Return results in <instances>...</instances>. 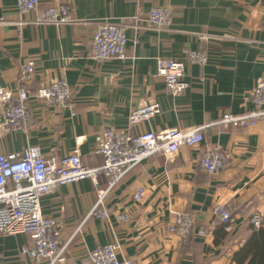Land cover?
Masks as SVG:
<instances>
[{"label": "crops", "instance_id": "0c3cea01", "mask_svg": "<svg viewBox=\"0 0 264 264\" xmlns=\"http://www.w3.org/2000/svg\"><path fill=\"white\" fill-rule=\"evenodd\" d=\"M39 1L38 11L67 5L76 23L21 25L35 14L20 13L17 0H0V155L35 148L45 159L59 162L78 150L85 165L99 168L103 158L96 153V136L104 127L131 134L173 128H203L204 133L201 145L182 147L171 159L156 155L111 189L102 173L98 187L85 180L43 197V215L60 228L62 255L56 264H88L90 252L109 243L117 246L120 260L133 258L135 264H239L235 255L255 230L250 218L255 213L264 218V123L234 128L220 120L252 108L250 95L264 72V0ZM154 7L170 11L169 29L149 25ZM103 21L125 29L126 58L92 59L93 34ZM187 50L210 60L205 67L187 65L190 87L172 97L165 92L158 64L181 58ZM30 62L35 72L22 82L20 72ZM53 81L71 86L68 106L35 97ZM20 87L32 95L27 104L32 125L26 133L10 132L1 115V98L11 95L14 100ZM150 104H158L160 114L130 125L132 112ZM216 148L228 151L231 159L222 172L209 175L200 162ZM140 187L146 193L137 203L134 194ZM100 191L107 192L108 220L90 216ZM218 205L232 211L231 233L214 213ZM178 212L195 219L185 241L169 231ZM119 214L129 221L120 222ZM33 246L27 235L0 234V264H49L29 258L25 250Z\"/></svg>", "mask_w": 264, "mask_h": 264}, {"label": "built area", "instance_id": "2783aa9c", "mask_svg": "<svg viewBox=\"0 0 264 264\" xmlns=\"http://www.w3.org/2000/svg\"><path fill=\"white\" fill-rule=\"evenodd\" d=\"M39 0H17V9L22 14L34 13L33 19L23 24L39 26H64L76 23L70 8L65 4L50 5L38 11ZM147 22L156 29H169L172 25L170 11L162 7L151 9ZM128 36L125 29L111 21L100 22L93 34L91 57L98 63L113 58H126ZM205 53L187 50L181 58L160 60L158 74L164 78L165 92L172 97L182 95L190 84L186 81L187 65L205 67L209 63ZM35 72L34 62L24 66L20 80H31ZM72 89L66 81H53L38 89L35 97L52 105L66 107L72 102ZM16 97L1 96V115L4 125L10 132H28L32 125V114L28 108L31 93L24 87L18 88ZM252 108L241 115L227 114L220 123L234 128H248L259 122L264 123V72L255 89L251 92ZM158 104L142 106L132 112L130 125L151 120L160 114ZM204 142L203 128L191 130L167 129L160 132L131 134L120 132L114 127H104L96 136V153L103 158L99 168L85 165L78 150L62 158L59 162L45 159L35 148H28L21 154L0 155V234L4 236L27 235L34 246L25 250L36 263L56 264L62 255L59 248L60 228L42 213L41 199L57 194L63 186L91 180L99 186L100 174L108 180L109 188L123 179L129 172L144 161L163 155L167 159L175 157L182 147H197ZM231 155L222 148L205 152L200 166L209 175L222 172L229 164ZM146 190L138 188L134 201L143 200ZM107 192L100 191L98 201L90 216L108 220L110 210L105 206ZM214 213L221 219L225 230L232 232V211L225 205H218ZM120 222H128L126 214L117 216ZM253 228L262 229L264 218L255 213L250 218ZM195 226L194 217L187 212L175 214L169 231L180 240H187ZM200 234H204L203 231ZM88 264H135L133 258L120 260L117 246L113 243L100 246L89 254Z\"/></svg>", "mask_w": 264, "mask_h": 264}, {"label": "trees", "instance_id": "16d2710c", "mask_svg": "<svg viewBox=\"0 0 264 264\" xmlns=\"http://www.w3.org/2000/svg\"><path fill=\"white\" fill-rule=\"evenodd\" d=\"M190 236V235H189ZM188 236V237H189ZM188 239V238H187ZM249 258L248 264H264V230L253 231V237L241 251L235 255L239 264H244Z\"/></svg>", "mask_w": 264, "mask_h": 264}]
</instances>
